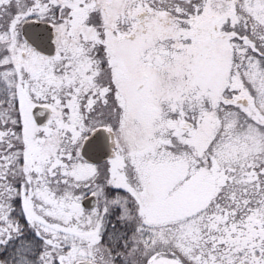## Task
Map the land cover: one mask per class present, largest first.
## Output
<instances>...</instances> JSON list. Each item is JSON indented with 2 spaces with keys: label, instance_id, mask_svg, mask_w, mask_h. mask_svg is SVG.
Wrapping results in <instances>:
<instances>
[{
  "label": "rangeland",
  "instance_id": "rangeland-1",
  "mask_svg": "<svg viewBox=\"0 0 264 264\" xmlns=\"http://www.w3.org/2000/svg\"><path fill=\"white\" fill-rule=\"evenodd\" d=\"M147 11L189 15L190 26L208 14L236 34L226 58L196 69L222 104L211 111L213 94L199 102L187 89L193 103L178 106L172 57L192 52L180 36L192 27L147 33ZM31 20L53 26V56L24 40ZM0 91L1 250L20 233L9 218L17 196L41 242L25 264H264V0H0ZM36 105L51 111L42 125ZM100 127L112 152L91 164L80 147ZM221 187L229 201L210 207ZM90 194L96 205L83 208ZM112 208L131 233L110 253Z\"/></svg>",
  "mask_w": 264,
  "mask_h": 264
},
{
  "label": "trees",
  "instance_id": "trees-1",
  "mask_svg": "<svg viewBox=\"0 0 264 264\" xmlns=\"http://www.w3.org/2000/svg\"><path fill=\"white\" fill-rule=\"evenodd\" d=\"M183 1V0H179ZM189 10L195 11L196 10V5L194 2H189L188 5ZM140 20H145L147 23L148 30L146 31L147 33L152 34V32H155V28L158 26H166L168 29H172V31H176V24H179L181 26H184L187 21L190 20L189 15L186 16H170L169 14H156L152 12H143L142 14L139 15ZM139 20V21H140ZM144 29V27H142ZM154 34V33H153ZM231 35L232 32H229ZM236 35V34H235ZM182 39L185 41V43L190 42V37L187 35H180ZM189 41V42H188ZM227 53L225 52V58L227 57ZM179 56L180 59H178V74L176 73L173 75L174 81L176 80V75L177 79L179 80L178 82V87H179V93L182 94L184 92L185 94V99H183L181 104H178V106L183 108V102L187 103H193L194 94L188 93L186 90L188 89L190 92L194 91L195 94L199 95V93H202V96L196 97L195 100H198L199 102H202V99L209 95L210 93L213 94V102H212V109H215L218 105L222 104V96L220 92L215 91L212 88H202L198 85V81L195 79L196 78V71L194 68V60H200L198 57L194 59L193 52H190L187 54L184 48H176L174 56V63L173 65L175 66V71H176V57ZM220 54H218V57ZM217 55H214L211 59V61H214L215 59L218 58ZM194 59V60H193ZM205 58L202 59V66L205 67L206 62H204ZM204 62V63H203ZM204 70V68H202ZM203 73V72H201ZM224 81V80H223ZM176 89V87H175ZM0 96H4V93L0 91ZM6 99H7V93H5L4 96V105H6ZM6 102V103H5ZM201 106V105H200ZM231 192H234L235 194L239 193V189H237V186H233ZM113 189H110V193L112 194ZM226 189L224 187H221L220 191H217L212 199V201L209 203L210 207L215 203H223V202H228L229 199L228 193H226ZM253 202V201H252ZM9 207H11V213L9 215L10 219H16L19 224V229L20 233L19 236L14 237L11 239L8 243L5 244L3 249L1 250L0 248V261L3 264H25L24 260H30L36 261L39 251L41 249V242L38 240L36 237L35 232L31 230V228L28 226V224L24 220V216L22 213H19V206L20 203L18 201V197H12L11 201L9 200ZM209 209L207 207L204 210ZM118 209L117 208H112L111 211L106 215V221L104 225V235L102 239V246L108 249V251L111 253L119 249L120 247V241L121 240H126L131 233L129 229L121 230L120 224L118 221ZM164 264V263H162Z\"/></svg>",
  "mask_w": 264,
  "mask_h": 264
},
{
  "label": "water",
  "instance_id": "water-1",
  "mask_svg": "<svg viewBox=\"0 0 264 264\" xmlns=\"http://www.w3.org/2000/svg\"><path fill=\"white\" fill-rule=\"evenodd\" d=\"M21 34L26 42L44 57L53 56L56 52L53 26L44 21H25L21 25ZM237 102H240L238 100ZM245 103V100H242ZM50 109L46 106L36 105L31 114L37 125L45 123L50 116ZM112 152L110 131L104 127L97 128L81 144L80 156L91 164H100ZM83 208L91 209L96 205L95 195H88L81 201ZM76 264H97L91 261H78Z\"/></svg>",
  "mask_w": 264,
  "mask_h": 264
},
{
  "label": "flooded vegetation",
  "instance_id": "flooded-vegetation-1",
  "mask_svg": "<svg viewBox=\"0 0 264 264\" xmlns=\"http://www.w3.org/2000/svg\"><path fill=\"white\" fill-rule=\"evenodd\" d=\"M196 21L195 18H193ZM198 20V19H197ZM192 18L185 23L184 26H179L178 30L180 33V29L183 31L187 28L190 29L192 27L193 35L190 37V42H192V52L194 59L198 57L200 60H194V68L195 70L198 68H204L205 70L211 64V59L214 55L220 54V56H225V52H227V41L229 38H232V35H229L228 31H223L217 25V21L212 16H208L206 14L205 18L199 20L196 24L194 22L193 25H189ZM139 26L144 27L143 31H147L148 27L146 26V21L140 20ZM256 50V48H255ZM258 53L259 50H258ZM44 58V57H43ZM205 58L204 62H206L205 67L202 66V59ZM203 62V63H204Z\"/></svg>",
  "mask_w": 264,
  "mask_h": 264
}]
</instances>
